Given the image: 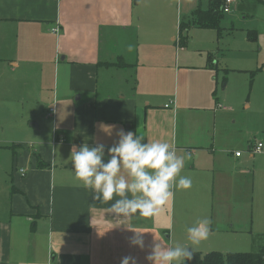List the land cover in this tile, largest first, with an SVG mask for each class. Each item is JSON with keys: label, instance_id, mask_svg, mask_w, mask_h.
Instances as JSON below:
<instances>
[{"label": "crops", "instance_id": "0c3cea01", "mask_svg": "<svg viewBox=\"0 0 264 264\" xmlns=\"http://www.w3.org/2000/svg\"><path fill=\"white\" fill-rule=\"evenodd\" d=\"M174 9V0H0V105L17 116L18 137L0 133V151L12 152V163L0 164V264H121L126 256L149 264L154 237L174 243L176 225L211 212L216 164L198 153L209 150L204 123L188 119L217 109L218 62L178 38L166 42ZM120 130L185 156L180 175L192 187H173L153 217H116L114 200H94L75 175L72 146L111 147ZM236 152L235 162L246 159ZM132 230L144 232L143 250L131 245Z\"/></svg>", "mask_w": 264, "mask_h": 264}, {"label": "rangeland", "instance_id": "374dc122", "mask_svg": "<svg viewBox=\"0 0 264 264\" xmlns=\"http://www.w3.org/2000/svg\"><path fill=\"white\" fill-rule=\"evenodd\" d=\"M174 1V14L166 13L171 26L166 42L170 44H175L174 38L179 36L176 11L179 9L181 20H187L199 5V0ZM201 4L206 8L208 0H201ZM248 30H256L258 39H249ZM190 35L189 53L209 50L218 62L220 97L217 109L216 105L211 107L215 111L203 112L204 121L198 117L202 111L193 112L188 119L193 127L204 123V141L211 154L209 150L198 153L210 161V166L216 164L212 173L218 178L217 185L211 182L214 205L205 217L211 220L210 233L195 246L193 254L259 252L264 243V0H239L232 12L225 13L220 30L193 28ZM224 68L229 69L225 87ZM222 105L228 109L223 110ZM2 109L0 105V133L6 138H18L12 123L17 116ZM259 142L263 148L252 157L248 147ZM236 151L243 152L246 159L235 162ZM11 163L12 152L1 150L0 164ZM174 232V243L190 245L187 229L176 225Z\"/></svg>", "mask_w": 264, "mask_h": 264}, {"label": "clouds", "instance_id": "9594fccd", "mask_svg": "<svg viewBox=\"0 0 264 264\" xmlns=\"http://www.w3.org/2000/svg\"><path fill=\"white\" fill-rule=\"evenodd\" d=\"M108 135L114 126L101 124ZM113 146L104 144L73 145L70 158L77 179L90 189L93 199L113 201L111 213L116 217L130 218L155 216L173 196V187L190 189L192 179L181 176L185 156L177 155L168 142H144V137L132 131L120 130ZM177 177L179 179L177 180ZM115 198V199H114ZM211 220L196 221L187 228L190 245L165 243L155 237L146 259L149 264H185L191 261L195 246L207 239ZM133 231L130 243L145 248L144 232ZM121 264H138L133 256L123 257Z\"/></svg>", "mask_w": 264, "mask_h": 264}, {"label": "trees", "instance_id": "16d2710c", "mask_svg": "<svg viewBox=\"0 0 264 264\" xmlns=\"http://www.w3.org/2000/svg\"><path fill=\"white\" fill-rule=\"evenodd\" d=\"M223 0H208V6L202 7L199 2L197 8L187 20H181L179 23L178 44L186 47L190 40V30L196 28H212L220 30L222 28V20L225 13L222 9ZM248 38L252 40L258 39L256 30H248ZM261 69V68H259ZM228 69L226 70V73ZM223 76V83H226L227 76ZM253 74L255 71L252 72ZM252 74V75H253ZM185 264H264V243L259 252H209L202 254L195 252L191 261Z\"/></svg>", "mask_w": 264, "mask_h": 264}, {"label": "built area", "instance_id": "2783aa9c", "mask_svg": "<svg viewBox=\"0 0 264 264\" xmlns=\"http://www.w3.org/2000/svg\"><path fill=\"white\" fill-rule=\"evenodd\" d=\"M236 2H238V0H223V6H222L223 12L224 13L232 12L233 5H235ZM262 148H263V144L262 142H259L258 144L254 146V152H260ZM241 154H242L241 151L236 152V156H241ZM24 172H25V169L20 170L21 174H24Z\"/></svg>", "mask_w": 264, "mask_h": 264}]
</instances>
